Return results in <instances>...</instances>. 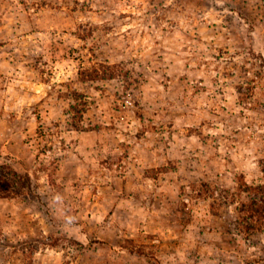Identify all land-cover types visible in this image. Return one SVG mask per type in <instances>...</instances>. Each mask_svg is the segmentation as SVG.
Segmentation results:
<instances>
[{
    "label": "rangeland",
    "instance_id": "rangeland-1",
    "mask_svg": "<svg viewBox=\"0 0 264 264\" xmlns=\"http://www.w3.org/2000/svg\"><path fill=\"white\" fill-rule=\"evenodd\" d=\"M0 264H264V0H0Z\"/></svg>",
    "mask_w": 264,
    "mask_h": 264
}]
</instances>
